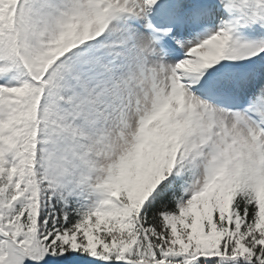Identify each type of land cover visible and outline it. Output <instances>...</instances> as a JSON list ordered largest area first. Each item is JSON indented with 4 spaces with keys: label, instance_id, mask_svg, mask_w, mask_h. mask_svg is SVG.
Here are the masks:
<instances>
[{
    "label": "snow or ice",
    "instance_id": "6c2138e0",
    "mask_svg": "<svg viewBox=\"0 0 264 264\" xmlns=\"http://www.w3.org/2000/svg\"><path fill=\"white\" fill-rule=\"evenodd\" d=\"M0 264H264V0H0Z\"/></svg>",
    "mask_w": 264,
    "mask_h": 264
}]
</instances>
